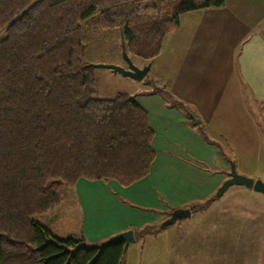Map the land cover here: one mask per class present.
<instances>
[{"label": "trees", "instance_id": "trees-1", "mask_svg": "<svg viewBox=\"0 0 264 264\" xmlns=\"http://www.w3.org/2000/svg\"><path fill=\"white\" fill-rule=\"evenodd\" d=\"M224 1L0 0V264H122L124 241L96 248L40 219L63 186L80 178L129 186L156 157L155 130L136 96H98L83 60L84 23L119 30L128 53L153 62L182 13ZM152 92L171 99L163 88Z\"/></svg>", "mask_w": 264, "mask_h": 264}, {"label": "crops", "instance_id": "crops-1", "mask_svg": "<svg viewBox=\"0 0 264 264\" xmlns=\"http://www.w3.org/2000/svg\"><path fill=\"white\" fill-rule=\"evenodd\" d=\"M180 19L178 28L165 36L159 55L151 62V80L160 87L168 74L172 97L180 102L185 97L194 99L191 95L195 94L202 106L209 105L204 108L205 117L178 110L163 95L153 93L155 88L135 94L155 130L156 157L150 173L129 186L116 180L80 178L69 194L71 208L67 200L60 211L61 198L41 216L55 234L100 243L128 229L161 224L173 210L191 208L192 202L215 194L228 177L230 160L235 163L230 152L236 150L237 142L229 144L226 139L223 142L227 145L219 147L195 131L192 118L210 133L220 135L230 126L233 135L243 141L252 137L259 155L254 167L246 165V157L238 164L243 168L241 173L264 180V0H225L224 6L191 10L182 13ZM170 44L179 45L178 51L169 50ZM169 51L173 52L172 59L165 58ZM166 60L170 69L165 77L159 65ZM210 79L211 84L202 88ZM215 79L218 82L214 83ZM221 84H226L228 91L212 95L210 88ZM243 122L246 127H242ZM63 221H67L66 229Z\"/></svg>", "mask_w": 264, "mask_h": 264}, {"label": "rangeland", "instance_id": "rangeland-1", "mask_svg": "<svg viewBox=\"0 0 264 264\" xmlns=\"http://www.w3.org/2000/svg\"><path fill=\"white\" fill-rule=\"evenodd\" d=\"M84 27L86 36L83 60L87 64H93L97 77L98 96L113 97L117 92L135 95L155 88L157 83L151 80L153 76L151 70L143 79L136 80L103 65L115 64L127 67L122 54L119 30L103 29L98 25L87 23H84ZM170 48L171 51L176 52L179 45L173 44L171 47L170 44L169 50ZM168 53L171 55L166 54L165 58L172 59L173 54L170 51ZM128 54L133 63L138 66L148 63L143 58ZM168 61L159 65L161 75L165 77L170 69L166 68ZM211 80L204 82L202 88L211 84ZM218 80L215 79L214 83ZM163 81L166 82L158 86L165 89L172 99V91L169 89L171 77L167 74ZM221 86L216 89L211 87V94L213 95L214 92L222 94L228 91L226 84ZM194 95H191L194 99H187V97L179 99L181 107L174 106L187 115L189 111H195L199 117L204 118L206 115L204 108H209V105L202 106L200 100ZM164 98L172 102L170 98ZM242 127H246L245 122ZM209 130L203 124L196 126L195 129L198 134L205 139L213 140L219 147L227 145L223 142L226 139L230 140H228L229 144L233 141L237 142L238 147L230 153L234 155L238 173H243H241L243 168L238 164L242 157H246L247 166L254 167L255 158L259 155L252 137L247 139L250 143L243 141L240 136L233 135L230 126L226 127L220 135L210 133L211 130ZM250 154H254L253 157H250ZM243 174L254 178L250 174ZM72 192L73 189L69 186H63L60 189L63 200L59 207L60 211L65 209L67 200L70 202V208L72 207L73 200L69 195ZM209 197L192 202L191 214L186 218L177 219L157 232L138 235L137 240L135 239L136 241L126 249L122 264H264V195L244 185H231L220 198L212 199L211 196L209 199ZM75 219L78 220L77 214ZM65 223L67 221H63L64 229L68 227Z\"/></svg>", "mask_w": 264, "mask_h": 264}, {"label": "water", "instance_id": "water-1", "mask_svg": "<svg viewBox=\"0 0 264 264\" xmlns=\"http://www.w3.org/2000/svg\"><path fill=\"white\" fill-rule=\"evenodd\" d=\"M121 47H122V54L127 62L126 66H119L115 64H103L106 67H110L115 72H120L123 75L130 76L136 80L143 79L146 74L149 72L151 68V62L143 66H138L133 63L130 55L126 50V41L124 38L123 33L121 32ZM93 65V64H92ZM193 117V116H192ZM195 122L198 120L195 118ZM230 167L231 170L228 174V177L220 184V187L216 190V193L212 195V199L220 198V196L227 191L231 185H241L246 186L247 188L254 189L264 195V180L261 178H252L245 174H240L237 171V167L235 166L234 161L230 160ZM191 214V208H177L171 212V214L161 223L160 228L163 229L168 225L174 223L177 219L186 218ZM136 239L134 231L132 229H128L117 234L110 236L108 239L95 244L96 248H102L114 241H124L125 248H128L131 242H134Z\"/></svg>", "mask_w": 264, "mask_h": 264}]
</instances>
